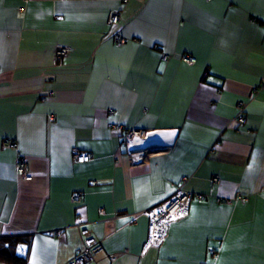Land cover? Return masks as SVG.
<instances>
[{
    "label": "crops",
    "instance_id": "1",
    "mask_svg": "<svg viewBox=\"0 0 264 264\" xmlns=\"http://www.w3.org/2000/svg\"><path fill=\"white\" fill-rule=\"evenodd\" d=\"M132 129L169 141L129 148ZM178 189L209 198L146 246ZM81 228L99 264H264V0H0V236L66 264Z\"/></svg>",
    "mask_w": 264,
    "mask_h": 264
},
{
    "label": "built area",
    "instance_id": "2",
    "mask_svg": "<svg viewBox=\"0 0 264 264\" xmlns=\"http://www.w3.org/2000/svg\"><path fill=\"white\" fill-rule=\"evenodd\" d=\"M121 20V13L118 10H115L110 17V22L112 25H118ZM126 41L125 37L121 35H117L115 37V42L118 44ZM69 52V48L67 47H57L56 55L58 57H63ZM163 58L167 61L170 57L167 54H163ZM183 60L186 62H193L195 58L185 55ZM255 91L257 89H254ZM238 113L237 120L240 123H245L247 117L245 115L247 102L244 100H240L237 104ZM113 112V110H110ZM155 132L145 133L144 137L137 130H130L127 134V143L129 144V148H136V146H144V148H150L153 146H157L156 141H151L149 138L150 134ZM157 133V132H156ZM158 134H162V132H158ZM156 134V135H158ZM176 137V135H175ZM138 141H145V145L141 143H136ZM3 145L10 149H17L16 141L13 139L5 138L3 140ZM160 147V146H159ZM74 158L77 162L83 163L88 162L91 159V155L89 153H76L74 154ZM17 174L20 177H23L26 180H31L32 175L29 173L28 162L23 156L17 157L16 164ZM213 182L217 183L219 181L218 177H213ZM209 198L208 194H200L193 193L188 190L178 189L175 193H173L169 198H167L163 203L146 211L145 214L149 216V225H148V241L146 246L151 245H160L166 238V234L168 229L173 223L179 222L185 219L189 212L193 199H198L200 201L207 200ZM246 198V197H244ZM116 223L117 228H121L122 226L127 225L132 220H134L130 215L121 214L116 215ZM81 238L83 247L77 252V254L70 259L66 264H99L98 263V255L101 254L105 250L104 242L102 239L98 238L93 234L91 229L81 228ZM56 235L61 237L62 234L60 231L56 232ZM214 252V250H213ZM109 257L114 260L116 255L114 253L110 254Z\"/></svg>",
    "mask_w": 264,
    "mask_h": 264
},
{
    "label": "trees",
    "instance_id": "3",
    "mask_svg": "<svg viewBox=\"0 0 264 264\" xmlns=\"http://www.w3.org/2000/svg\"><path fill=\"white\" fill-rule=\"evenodd\" d=\"M27 242L28 236H0V261L8 264H30L27 256L19 252V247Z\"/></svg>",
    "mask_w": 264,
    "mask_h": 264
},
{
    "label": "bare ground",
    "instance_id": "4",
    "mask_svg": "<svg viewBox=\"0 0 264 264\" xmlns=\"http://www.w3.org/2000/svg\"><path fill=\"white\" fill-rule=\"evenodd\" d=\"M156 134H158V132L150 134L149 138H151V141H156V142L162 141L163 143L169 141V139H167L168 135L166 133H162V134H158V135H156ZM136 143L137 144L138 143L144 144L145 141H138Z\"/></svg>",
    "mask_w": 264,
    "mask_h": 264
},
{
    "label": "rangeland",
    "instance_id": "5",
    "mask_svg": "<svg viewBox=\"0 0 264 264\" xmlns=\"http://www.w3.org/2000/svg\"><path fill=\"white\" fill-rule=\"evenodd\" d=\"M157 148H160L159 146H153V147H150V148H145V150L147 149H150V150H154V149H157ZM22 250V247L20 246L19 247V252ZM21 253H22V251H21ZM6 262H1L0 261V264H5Z\"/></svg>",
    "mask_w": 264,
    "mask_h": 264
}]
</instances>
